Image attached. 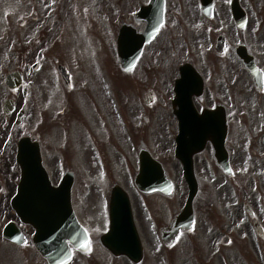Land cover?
<instances>
[{
  "label": "flooded vegetation",
  "instance_id": "obj_1",
  "mask_svg": "<svg viewBox=\"0 0 264 264\" xmlns=\"http://www.w3.org/2000/svg\"><path fill=\"white\" fill-rule=\"evenodd\" d=\"M154 1L13 0L10 8L3 15L0 13V35L3 30L6 33V38H0V44L5 45V57L11 65L7 74L23 72L22 78L26 81L21 89H8L10 95L16 99L21 92L28 110L41 103L45 110L44 120L48 125H73L77 138L74 149L80 161H97L100 157L104 162L109 157L102 141L91 128L94 127L91 115H95V112H91L88 119V108H83L80 99L75 98L73 88L76 83H73V77L76 63L61 52V39L52 37L59 27L68 24L65 22L67 16L77 13L76 10L72 11L77 6L81 11L89 10L91 15L102 18L103 30L110 34L116 30V36L110 37L114 40L111 42L114 47L117 34L122 28L129 33V37L136 36L139 39L159 13V4ZM19 3L26 5V12L19 14ZM56 49L60 54L54 55L52 59L57 74L46 66L49 54L53 50L55 53ZM118 64L121 66L119 59ZM185 65L191 77L188 93L194 103L192 107H184L188 112L184 117L189 130L187 138L195 148L199 142L202 147L193 155L198 178L193 201L195 224L191 230H183L172 246L181 243L193 248L194 241H201L205 245L200 233L196 231L193 234L199 225V212L207 216V221H214L212 217L218 212L221 223L214 221L211 225L219 229L226 225L231 229L239 227V230L248 234L244 239L252 249L250 253L239 250L238 257L242 263L247 264L249 258V264H264V0H164V21L157 35L144 46L136 67H140L144 75L139 86L146 93L143 98L148 105L160 96L171 98L170 125L174 127L172 141L177 140L182 121L181 116L175 114L180 106H175L173 100L177 93V80ZM95 70L99 71L100 68L97 66ZM38 74L41 75L39 80L36 78ZM99 78L95 81V87L99 84L100 88L97 89L103 90L112 115H115L119 127L126 133L128 100L124 104L110 90V85L106 83L107 74L99 73ZM60 85L64 89L61 95L57 88ZM78 92L81 97L92 95L80 83ZM93 102L90 101L89 105ZM94 109L95 106L90 108ZM104 124L107 126V120ZM100 128H105L107 135L111 131L110 126ZM26 135L39 140L37 134L33 136L26 132ZM65 136L63 133L59 141L66 147L51 146L57 152L54 160H50L47 154L51 147L41 143L45 166L54 169L53 176L57 177L63 176L70 169L67 159V155L72 152L67 148V139L70 137L63 141ZM124 136L128 139L127 133ZM9 149L0 147L1 156ZM192 151L188 150L187 157ZM175 157L182 167L187 190L181 198L180 209L173 214L170 222L184 208L190 191L183 163ZM0 159L1 162L5 161L2 157ZM13 174V177L20 175L17 162ZM74 177L77 178V171H74ZM135 177L131 181L128 178L125 183L128 187L125 188L129 190L134 187L135 197L139 201L141 197L148 199L155 194L175 197V183L170 176V194L163 190L143 191L137 187ZM18 182L19 178L10 186H2L0 191V264H34V256L44 260L35 247L33 227L24 223L12 206V200L18 193ZM135 208L133 206L135 218L142 226L143 223L151 225L152 218H155L154 212L160 210L157 208L151 211L145 200L143 203L137 202ZM11 222L12 237H9L5 230ZM183 237L189 238L188 245L181 242ZM231 240L232 236L226 233L222 243L227 245ZM211 241L213 251L218 250L214 246L217 240L213 238ZM203 244L198 243L196 246L209 250L208 243L205 246Z\"/></svg>",
  "mask_w": 264,
  "mask_h": 264
},
{
  "label": "rangeland",
  "instance_id": "obj_2",
  "mask_svg": "<svg viewBox=\"0 0 264 264\" xmlns=\"http://www.w3.org/2000/svg\"><path fill=\"white\" fill-rule=\"evenodd\" d=\"M12 4L13 0H0L1 15ZM25 8L26 5L24 3L17 5V10L19 9L20 11L19 14L26 12ZM75 10L76 14L72 13L65 18V22L68 24L59 27L52 38L61 39L59 44L62 49L61 52L65 57L76 63L73 77V83H76V85L73 88V92H75V98L77 100L80 99L82 102V107L88 108V111H86L88 119L90 118V113L95 112V115H91V120L93 126L97 128L92 126L91 128L95 130L97 138L102 141V145L107 151L109 159H105L104 162L100 157H98L97 161H80V157L74 149V143L77 138L76 133L74 135L73 125L70 127L48 125L44 120L45 110L41 103L35 104L32 110H27L23 124H17V127L13 128L24 98L21 92L18 93L19 100L16 103V110L10 115L4 112V102L8 97H11L10 91L4 84L5 73L11 65L10 60L5 57V45L3 43L0 44V145L5 143L8 135L12 132L15 133V139L20 138L26 132H30L33 136L37 134L40 142L48 146V148L51 146L66 147L65 145L62 146L59 140L62 139L63 133L67 135L63 138V141L66 140V137H70L67 139V148L72 152L67 155V159L69 160L70 169L77 171L76 183L73 188L74 207L91 236L93 246L89 254L75 251L73 259L68 264H133L126 257H114L102 246L99 242V237L109 228V201L113 184L116 182L128 187L125 183L128 178L131 181L138 170V147L141 140L145 142L157 158L164 162L169 176L175 183L174 198L155 194L148 199H143L140 196L142 199L139 201V198L135 197L134 187L132 189L129 188L134 208L137 206V202L143 203V200L153 212L160 208L158 213L154 212L156 214H154L155 218H152V224L149 226L145 223L142 226L137 219V225L145 245V257L141 264H243L240 257H238L239 250L250 253L252 249L251 245H247L244 239L248 234L239 230V227L231 229L229 228L230 226L226 225L223 229H219L217 226L211 225L210 223L214 221L221 223L222 219H220L218 212L212 217L214 221H207V216L200 211L198 215L199 225L193 232V234L196 231L201 234V240L205 241V245L208 243L209 250H206V247L203 249L196 246L198 243L202 245L201 241H194V247H190L187 243L189 238L186 237H183L181 242H185L188 246H183L179 243L178 245L167 247L162 243L160 228L165 223L170 222L173 214L180 209L181 198L185 196L187 190L182 167L177 163L174 155L175 141H172V130L174 129H172L173 126L170 125L169 121L172 117L170 97H157L148 105L145 102V98H143L146 93L139 86L140 81L144 80L141 79L144 75L140 72V67H135L134 71H124L118 64V56L114 44H111L114 40L113 38L110 39L111 36H116V30H114V34H110L102 29L104 28L102 18L91 15L89 10L81 11L77 9V6L72 11L74 12ZM80 11L81 13H79ZM5 35L6 33L3 30L0 38H6ZM53 51L49 54L46 66L57 74L52 57L59 55L60 52L57 50L55 54ZM97 60L99 61L98 64ZM95 64L100 68L99 71L95 70V68L97 69ZM99 73L107 74L106 83L110 85V90H113L114 94L124 101V104L128 100V112L126 114V117L127 115L128 117L125 123L127 125L126 133L128 134V139L124 136L126 133L119 127L120 125L115 115H112L108 102L103 96V90L99 89V84L97 85L98 89L95 87V81L100 79ZM40 76L38 74L36 78L39 80ZM78 83L90 91L92 95L88 98L84 97V95L81 97V93L78 92ZM57 88L61 95L64 90L61 89L62 85ZM90 101H94L93 104L89 105ZM94 106L96 109L90 110ZM148 109H151L149 117L147 120H143V116L145 113L147 114ZM106 120L107 126L104 124ZM100 126H110L111 131L109 130L107 135L106 129L100 128ZM88 130L90 131V129ZM52 149L54 148L51 147L50 152H47L50 160L56 159L57 156V152ZM15 154L16 144L14 143L10 146L7 153L2 155L5 161L3 160V165L0 169V191L2 186H10L14 180L18 179V176L13 177V168L16 164L13 160ZM201 158L200 156L199 159ZM12 162L13 166L11 165ZM49 171L52 179L58 182L60 178L53 176L54 169L49 168ZM199 179L202 181L200 176ZM261 196L262 194L259 193V197ZM243 205L244 203H242ZM198 207L200 208V206ZM226 233L232 236V240L227 245L222 243ZM213 238L217 240L214 245L218 249L216 251H213L214 247L210 244ZM237 238H240L241 241ZM34 264L47 263L45 259L34 256ZM247 264H249V258H247Z\"/></svg>",
  "mask_w": 264,
  "mask_h": 264
},
{
  "label": "water",
  "instance_id": "obj_3",
  "mask_svg": "<svg viewBox=\"0 0 264 264\" xmlns=\"http://www.w3.org/2000/svg\"><path fill=\"white\" fill-rule=\"evenodd\" d=\"M161 20L159 17L155 24L157 26L149 30L147 33L149 38L154 35ZM140 48V42L134 40L123 50L124 46L120 38V55L126 63L135 62ZM179 143L181 146L179 156L186 165L187 178L193 184L192 160H189L187 153L195 146L187 137H182ZM140 154L141 187L144 190H152L161 186L163 178L166 177L162 164L146 150H141ZM18 160L23 175L20 194L14 201L15 207L24 221L36 227L35 242L41 252L51 264H62L72 258L69 241L82 251L90 250L91 243L88 234L75 217L71 204L73 177L68 175L64 177L59 186H54L43 166L40 148L25 141L21 143ZM110 205V229L101 236V243L115 255H127L135 262H140L143 259V245L134 222L129 197L121 187L113 189ZM193 214L192 205L190 208L186 207L172 224L163 228L162 235L165 242L171 243L182 228L189 226Z\"/></svg>",
  "mask_w": 264,
  "mask_h": 264
},
{
  "label": "snow or ice",
  "instance_id": "obj_4",
  "mask_svg": "<svg viewBox=\"0 0 264 264\" xmlns=\"http://www.w3.org/2000/svg\"><path fill=\"white\" fill-rule=\"evenodd\" d=\"M87 246V245H86ZM62 264H64V262H62Z\"/></svg>",
  "mask_w": 264,
  "mask_h": 264
}]
</instances>
